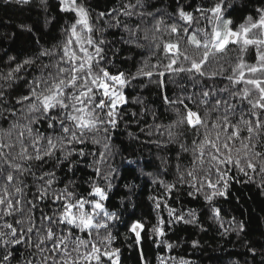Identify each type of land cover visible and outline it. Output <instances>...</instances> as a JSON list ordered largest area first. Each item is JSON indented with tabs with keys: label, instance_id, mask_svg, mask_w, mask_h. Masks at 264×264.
Returning <instances> with one entry per match:
<instances>
[{
	"label": "snow or ice",
	"instance_id": "snow-or-ice-1",
	"mask_svg": "<svg viewBox=\"0 0 264 264\" xmlns=\"http://www.w3.org/2000/svg\"><path fill=\"white\" fill-rule=\"evenodd\" d=\"M0 3L63 21L59 37L21 25L34 47L0 71V264H194L171 254L177 225L207 231L182 196L221 236L246 234L220 202L264 195V0L238 23L231 0ZM121 167L150 180L149 211L110 204Z\"/></svg>",
	"mask_w": 264,
	"mask_h": 264
},
{
	"label": "trees",
	"instance_id": "trees-1",
	"mask_svg": "<svg viewBox=\"0 0 264 264\" xmlns=\"http://www.w3.org/2000/svg\"><path fill=\"white\" fill-rule=\"evenodd\" d=\"M52 7L49 12L51 15H60L55 9V0H50ZM95 5L99 3L104 6L105 0H92ZM234 11L230 10V15L235 23L241 22L242 17L252 13L253 8L262 6V0H231ZM63 24L53 21L49 25L44 23V14L38 8L20 9L17 6H8L0 3V71L8 70V57L15 56L18 60L28 55L34 45L31 42V35L21 29V25L32 27L36 35L41 33H52L59 37L60 28ZM47 39V37H45ZM44 41H42L43 43ZM124 55H134V53L124 52ZM150 100L156 99L155 92L149 94L145 89L142 93ZM132 130H135L133 128ZM116 143L118 146L129 145L126 133H121ZM130 159H136L137 156L143 157L145 161H155V151H145L136 149L132 151L131 147L125 153ZM135 168V165L130 166ZM151 167H146L144 171H153ZM135 185L134 194H130L129 187ZM153 194V187L146 176H142L137 169L125 170L121 167V174L115 181V186L110 193V204L115 207L121 206V202L129 205V210H133L129 204L135 202L138 208V214L149 211L147 197ZM234 195L239 196V202L236 199H230L227 202L221 201L222 216L225 221L235 216L238 220L243 219L247 224L246 234L239 238L235 233L228 236H221L217 225L209 219L202 206V202L194 201L190 197L182 196L180 203L185 209L196 208L201 212V224L207 228L206 232L200 231L191 225H177L175 230L170 233L173 241L181 243V247L175 249L171 254L177 257H185L194 262V264H233L239 261L240 264H264V195H260L254 186H234ZM227 226V224L225 225ZM192 240H199L200 247L193 249ZM248 247L256 249V255L253 257L248 251ZM154 252L149 254V258L154 260ZM125 256L131 258L125 261V264H136L135 253H125Z\"/></svg>",
	"mask_w": 264,
	"mask_h": 264
}]
</instances>
